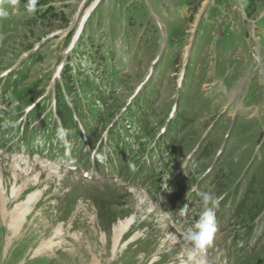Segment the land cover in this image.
I'll return each mask as SVG.
<instances>
[{
  "label": "rangeland",
  "instance_id": "rangeland-1",
  "mask_svg": "<svg viewBox=\"0 0 264 264\" xmlns=\"http://www.w3.org/2000/svg\"><path fill=\"white\" fill-rule=\"evenodd\" d=\"M47 2L40 0L36 11L29 13L26 0L15 8L0 0V7L9 11L0 17V25L5 24L0 32V81L6 80L0 89V116L15 120L37 102L32 116L46 114L42 122L23 116L10 124L25 122L32 127L34 145L26 148L15 138L0 143V264H241L236 250L242 264H264V215L252 222L264 209V0H99L89 11L74 51L67 50L69 42L94 0ZM48 6L58 9L54 20L39 16ZM61 64L70 75L71 93L78 80L109 95L103 109L105 124L111 120L108 112L122 106L153 73L140 96L141 104L149 100L152 108L147 126H154V134L163 130L177 102L184 125L176 151L185 155L196 143L204 145L202 153L183 163L179 176L193 188L192 177L198 180L203 169L220 158L213 183L205 180L189 194L190 213L200 212V193L220 196L229 186L246 189L236 216L228 214L240 192L220 213V229L207 257L196 253L189 260L193 250L185 236L193 224L169 214L164 193L153 189L168 178L158 163L163 154L151 158V175L160 180L154 179L156 185L149 188L144 175L122 176L110 160L91 167L86 157L81 160L73 151L72 140L67 145L56 140L52 96ZM96 104L101 106L102 101L97 99ZM46 123L50 126L42 130ZM132 132H121L131 147L124 153L127 157L137 146ZM143 142L147 152L141 162H147L154 143ZM43 143L48 147H41ZM104 149L121 151L108 141ZM179 162L169 165L174 168ZM248 166V174L243 173ZM23 184L28 188L13 199ZM28 192L33 199L24 207L21 225L10 217L2 220V202L10 201L6 207L10 211ZM130 216L134 221L115 241L112 226ZM234 229L243 231L232 236ZM135 232L139 237L125 244ZM38 242L51 249L34 253Z\"/></svg>",
  "mask_w": 264,
  "mask_h": 264
},
{
  "label": "clouds",
  "instance_id": "clouds-1",
  "mask_svg": "<svg viewBox=\"0 0 264 264\" xmlns=\"http://www.w3.org/2000/svg\"><path fill=\"white\" fill-rule=\"evenodd\" d=\"M20 0H7V3L15 8L19 4ZM38 0H26V11L33 13L36 11ZM8 11L0 7V17H6ZM70 135V130L63 126L57 128L56 140L68 144L67 137ZM95 156V153H93ZM103 160V157H101ZM201 196L202 210L198 221L195 224L194 229H188L185 239L192 246V253L189 255V260L194 259L196 253H200L202 256L207 253L209 248L213 246L215 233L217 232V223L215 209L219 206L221 196H217L211 192H204L199 194ZM189 207L186 204L181 210L180 214L187 213ZM203 264V261L201 262Z\"/></svg>",
  "mask_w": 264,
  "mask_h": 264
},
{
  "label": "bare ground",
  "instance_id": "bare-ground-1",
  "mask_svg": "<svg viewBox=\"0 0 264 264\" xmlns=\"http://www.w3.org/2000/svg\"><path fill=\"white\" fill-rule=\"evenodd\" d=\"M187 54V53H186ZM2 175L4 176V173L2 172ZM28 188V185L27 184H23L22 186H20L17 190V192L13 191V193L15 192L14 195H12L13 199H18L20 194ZM42 194V193H41ZM33 199V194L32 193H29L25 196L24 199H22V203H18L14 206V208L10 211H6V207L7 205H9L10 201L7 202L5 204V202H2V205H1V209H2V220H4L5 218L7 217H10L12 222H17L18 224L21 225V221H19V219H21V217L24 215L25 213V205L31 200ZM12 200V199H11ZM15 203V202H14ZM28 208V207H27ZM1 218V217H0ZM2 222H5V221H2ZM132 222V218H126V219H123L122 221L121 220H118L116 223H114V225L112 226V230H113V239L115 241L119 240L120 236L123 235L122 233L128 228L129 224ZM11 224V223H10ZM132 224V223H131ZM9 225V224H8ZM13 226V225H11ZM17 227V225H15ZM12 228V227H11ZM9 230V229H8ZM12 233V231H11ZM54 235H55V232H54ZM56 235H58L56 233ZM136 235H132L130 237V239L128 241H131ZM11 239V238H10ZM39 243V242H38ZM117 243V242H116ZM53 245V244H52ZM51 245V246H52ZM56 246H58V243L55 244ZM54 246V245H53ZM48 247V248H47ZM47 250L50 248V246H46L44 242H40L36 247L35 249L33 250L34 253L38 254L40 253L41 251H43L44 249ZM53 248V247H52ZM51 249V248H50ZM49 249V250H50Z\"/></svg>",
  "mask_w": 264,
  "mask_h": 264
},
{
  "label": "trees",
  "instance_id": "trees-1",
  "mask_svg": "<svg viewBox=\"0 0 264 264\" xmlns=\"http://www.w3.org/2000/svg\"><path fill=\"white\" fill-rule=\"evenodd\" d=\"M47 1L50 2L51 0H41L42 3H48ZM39 2H40V0H38V3ZM39 16L42 19H45L47 16H51L52 17V20H54L55 17L59 16V12H58V9H55L52 6H48V7L45 8V10H43L39 14ZM62 21H63V24H66L67 19L65 17H62ZM64 71L61 72V81H62V84L65 87L66 92L68 94H72L71 91H70V88H69L70 87V82H69L70 75L67 72L64 73ZM80 91L84 95V97H88L91 94V89L87 85H85V86L82 85L81 88H80ZM58 93H59V95H62L61 86L58 87ZM57 107H58V102H57Z\"/></svg>",
  "mask_w": 264,
  "mask_h": 264
}]
</instances>
